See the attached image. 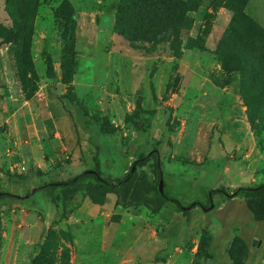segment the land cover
<instances>
[{
    "label": "rangeland",
    "instance_id": "374dc122",
    "mask_svg": "<svg viewBox=\"0 0 264 264\" xmlns=\"http://www.w3.org/2000/svg\"><path fill=\"white\" fill-rule=\"evenodd\" d=\"M183 1L178 42L133 43L115 28L120 0H0V192L42 186L0 201V264H264V208L207 194L264 184V0ZM61 93L116 129L102 176L124 177L137 160L146 137L125 122L137 106L161 168L150 153L129 185L103 203L81 189L66 216L64 194L45 184L95 165L98 148ZM161 178L191 209L144 204Z\"/></svg>",
    "mask_w": 264,
    "mask_h": 264
},
{
    "label": "trees",
    "instance_id": "16d2710c",
    "mask_svg": "<svg viewBox=\"0 0 264 264\" xmlns=\"http://www.w3.org/2000/svg\"><path fill=\"white\" fill-rule=\"evenodd\" d=\"M183 2V0H120L115 25L116 31L133 43L178 42L181 39L182 29L185 24L182 11V7L184 6ZM46 62L48 74L51 77H55L52 59L49 54L46 57ZM76 64V59L72 60L71 70L64 75L65 82L70 78ZM59 98L72 118L79 122L84 131L88 133L90 141L98 148V156L95 158V165L86 166L81 172L70 177L68 180L51 181L45 184L51 187L52 196H54L58 190L64 194L66 198L64 213L67 216L69 212H71L72 206L77 207L82 203V200L78 198L81 189H85L86 195L94 202L103 203L108 193L117 192V190L125 185H129L133 181L134 171L132 172L131 168L124 177H112L108 179L102 176V161L100 159L102 157L101 150L103 149L102 141L109 139V137L110 139L115 137L116 129H110L105 118L98 115L91 116L87 106L76 95L61 93ZM125 122L130 123L140 136L146 137L143 141L137 139L138 143L134 152L137 160L133 162V166L136 167L138 164L145 165L150 157V153H153L159 168H161L162 163L159 164V152L154 149L156 144L153 142V138L149 134L148 128L145 126L147 122L146 110L141 106H137L131 113L125 115ZM115 147L118 148L117 146ZM123 156L125 160L121 162V168L130 157L125 153H123ZM104 159L106 161L107 156H105ZM113 162H116V158ZM124 169L125 168H122L121 172H123ZM85 170L95 171L82 174ZM160 175V177H162V170L160 171ZM158 183V181L154 182V192L151 196L149 195L144 203L150 210L154 213H159L162 206L169 201H174L176 207L180 210L187 211L191 209L190 206H184L177 198L160 192ZM41 187L42 186H38L36 192L40 191ZM232 191V193H227L221 188H211L207 194L209 198L212 197V194L217 192H220L225 198L241 194L246 198L255 199L261 207L264 208V184L239 186ZM26 199V196L0 192V201L8 204V206L13 205V202L21 203ZM118 203H120L119 198ZM122 205L127 207L133 204L128 203ZM192 214H190L191 217ZM263 217L264 215L261 216V218ZM187 223L188 227L183 232L184 237L182 240L184 241H188L190 233V222L188 221ZM49 230L51 231V228ZM158 231L161 233V229H158ZM177 242L178 241H174L170 238V246L166 251H171Z\"/></svg>",
    "mask_w": 264,
    "mask_h": 264
},
{
    "label": "water",
    "instance_id": "95a60500",
    "mask_svg": "<svg viewBox=\"0 0 264 264\" xmlns=\"http://www.w3.org/2000/svg\"><path fill=\"white\" fill-rule=\"evenodd\" d=\"M135 169H136V167L135 166H132V172L133 171H135ZM95 170H85V171H83L82 172V174L83 173H88V172H94ZM163 186H164V180H163V178H161L160 179V182H159V189H160V192H164V189H163ZM36 191V188H33L32 190H31V192H29L26 196H29L31 193H33V192H35ZM213 207V204L209 207V208H207V210H210L211 208Z\"/></svg>",
    "mask_w": 264,
    "mask_h": 264
}]
</instances>
